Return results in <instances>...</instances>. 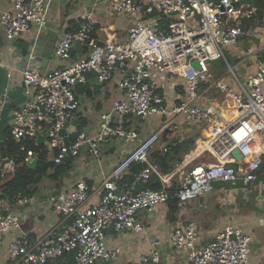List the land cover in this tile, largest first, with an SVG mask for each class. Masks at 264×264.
Masks as SVG:
<instances>
[{"label": "built area", "instance_id": "1", "mask_svg": "<svg viewBox=\"0 0 264 264\" xmlns=\"http://www.w3.org/2000/svg\"><path fill=\"white\" fill-rule=\"evenodd\" d=\"M97 1H107L114 13L134 19L127 42H99L94 37L99 18L94 7L84 3L78 28L67 31L55 49L57 57L68 64L44 73L36 67L22 70V83L30 98L14 111L10 133L20 144L23 156L0 154V193L20 165L37 157L24 144L36 140V131L47 130L56 164L75 159L82 150L99 157L101 145L111 140L135 147L103 176L97 189L92 190L80 179L70 191L53 196L55 208L63 217L62 227L33 241H28V235L12 239L7 246L8 264H48L66 253H74L77 264L117 261L122 248L107 246V232L125 235L144 231L138 214L169 202L167 189L173 177L180 205L214 191L217 183L235 190L241 184L264 182V44H251L245 53L243 62H250L245 82L229 64L235 84L222 80L211 97L206 96L207 89L202 90L205 82L215 78L211 62L228 63L226 52L239 43L249 27L243 21L257 17L254 0ZM48 12V0H12L10 9H0V26L8 40L33 29L40 33L47 26ZM75 46L87 49L88 55L74 61ZM30 58H34L33 53ZM154 71L180 76L184 99L168 102ZM90 73L99 83L112 81L120 73L118 84L124 98L101 114L96 133L77 129L75 137L70 138L62 131L80 107L75 88L86 83ZM223 93L228 96L226 100L221 99ZM132 118L144 123L158 120L159 127L138 140L137 129L128 126ZM191 123L204 124L207 134L195 152L180 163L177 173H161L151 153L156 147L167 153L180 126ZM235 149L241 160L233 155ZM206 154L209 161L190 166L195 158ZM134 164H144V168L131 182H125ZM153 174L163 188H139ZM28 200L18 195L19 203L27 204ZM21 225L19 216L7 211L0 198V248L5 236L14 229L21 230ZM198 230V224L191 221L172 231V245L186 254L185 264H253L252 238L240 227L225 226L205 246L197 243ZM136 261L164 264L160 241L139 253Z\"/></svg>", "mask_w": 264, "mask_h": 264}, {"label": "crops", "instance_id": "2", "mask_svg": "<svg viewBox=\"0 0 264 264\" xmlns=\"http://www.w3.org/2000/svg\"><path fill=\"white\" fill-rule=\"evenodd\" d=\"M48 2L47 26L40 33L33 29L14 40H8L0 26V154L11 135L9 132L14 111L30 98L22 83V70L25 67H36L44 73L68 64L57 57L55 49L58 41L67 31L78 28L79 13L84 3L91 4L99 18L100 22L94 31V37L101 43L109 39L119 43L127 42L129 30L134 24L133 18L114 13L107 1L48 0ZM11 5L12 0H0L2 10L10 9ZM254 37L255 39L245 34L239 43L228 51L231 59H240L232 66L236 69L235 73L239 79L240 76L245 79L250 66V62H243V57L248 50L247 43L264 44V26L254 30ZM32 53L34 58H30ZM87 55V49L75 46L72 59L75 61ZM213 62L210 68L215 78L212 82L207 81L202 85V90L207 89L205 92L207 91L206 96L208 97L217 92V85L222 80L229 85L235 84L230 71L215 69ZM217 72H219L218 76L215 74ZM154 75L160 80V91L168 102L184 99L185 91L180 76L158 71H154ZM119 78L120 73H117L112 81L99 83L96 75L90 73L86 83L76 86L75 92L80 100V107L75 116L79 119L78 130L81 122H85L84 131L89 134L98 131L101 114L110 110L115 101L124 98V92L118 84ZM227 97L223 93L221 99L226 100ZM159 123L158 120L144 123L132 118L128 126L137 129L138 140H141L149 132L157 129ZM206 134L204 124L191 123L180 126L179 134L175 139L182 142L195 138L196 145H187L189 151L175 162L174 170L168 174L177 173L180 163L185 162L186 157L195 152L198 143ZM45 147L48 149L50 159H53L51 149ZM134 147L135 144L111 140L101 145L99 157L90 155L87 150H82L80 156L71 161V169L62 178L58 181L45 178L32 194L21 196L29 199L27 204L19 203L18 195H12L3 190L0 198L4 200L6 210L18 215L22 225L21 230L14 229L5 236L4 245L0 248V264H8L7 246L12 239L28 235V241H33L46 235L53 228L62 227L63 217L52 201L57 191H70L80 179L85 180L92 190L97 189L103 176L107 175L116 162ZM209 160L210 156L206 154L195 158L190 166ZM174 179L175 177L171 179L169 186H172ZM214 189L183 205L179 204L175 213L170 212L168 203L152 211L140 212L138 219L145 228L140 233L130 232L119 235L109 230L106 234L107 246L122 248L120 258L111 264H137V255L149 249L156 240L160 241L161 259L164 264H185L186 254L174 249L171 234L175 227L191 221H195L199 226L197 233L199 246L210 243L216 233L229 224L240 227L252 238L251 260L253 264H264V182L252 185L241 184L235 190H231L228 184H219L214 186ZM105 262L104 260L103 264Z\"/></svg>", "mask_w": 264, "mask_h": 264}, {"label": "trees", "instance_id": "3", "mask_svg": "<svg viewBox=\"0 0 264 264\" xmlns=\"http://www.w3.org/2000/svg\"><path fill=\"white\" fill-rule=\"evenodd\" d=\"M254 3L258 9L257 17H252L243 21L244 26L249 25L248 28L252 30H256L257 27L264 26V0H254ZM252 37L255 39L254 35ZM228 56L229 55L226 54L227 62L230 63V58ZM239 60V58L232 59V65L233 63H235L236 61L238 62ZM217 61H222L223 65L226 64L224 60ZM215 74L216 76H218L219 72ZM79 128H85V122H81ZM75 135L76 134H72L70 137L74 138ZM24 144L26 146V149H32L36 152V156L38 157V163L34 167H31L28 163H26L24 165H20L17 168L15 175L4 186V190L9 194H20V196H29L37 189L40 184L43 183V180L45 178H48L52 181H58L71 169V161L74 160V158L56 164L53 159H50L48 149L45 147V145L38 144L36 140H28ZM187 145L195 146V139H186L182 142L175 139L170 143V148L167 153H164L162 150L159 149V147H156L150 155L151 160L159 165L161 173L168 174L174 170L175 162L177 160H180L182 155L189 151V147ZM5 152L10 154H18V156L20 157L23 156V152L20 151V144L16 143L11 135L6 141L5 148L1 151V153ZM143 168L144 164L132 165L130 171L124 177V181L131 182L133 180L134 175L139 173ZM261 173L264 177V162L262 163ZM173 181L174 183L167 190L171 195V199L168 202L169 207L171 209L170 212L175 213V211L179 207V200L176 197L178 185L175 179ZM219 184L221 183H217L214 186H218ZM163 186L164 185L162 184L161 180L155 174H153L151 178L146 182L139 184V188L141 189L148 188L158 190L163 188ZM48 264L77 263L75 261L74 253H66L63 256L55 259L54 261H50Z\"/></svg>", "mask_w": 264, "mask_h": 264}, {"label": "water", "instance_id": "4", "mask_svg": "<svg viewBox=\"0 0 264 264\" xmlns=\"http://www.w3.org/2000/svg\"><path fill=\"white\" fill-rule=\"evenodd\" d=\"M79 126V119L78 118H73L71 120V123L69 124V126L65 129H63L62 133L64 135H71V134H74L76 133V130ZM36 141L38 144L40 145H45L47 146L49 149H51L50 147V143L48 142L47 140V130L44 129V130H41V131H36ZM233 155L238 159V160H241L242 159V155L240 154L239 150L238 149H235L233 151ZM38 163V157H34L33 160L29 163V165L31 167H34L36 164ZM60 193V191H57L54 195H58ZM53 195V196H54ZM113 262L111 261H106L105 264H111ZM95 264H103V261L102 260H98Z\"/></svg>", "mask_w": 264, "mask_h": 264}, {"label": "rangeland", "instance_id": "5", "mask_svg": "<svg viewBox=\"0 0 264 264\" xmlns=\"http://www.w3.org/2000/svg\"><path fill=\"white\" fill-rule=\"evenodd\" d=\"M246 34H248V35H250V36H253L254 35V30H252V29H250V28H248V30L246 29ZM247 43V42H246ZM251 44L252 43H247V47L249 48V46H251ZM226 54L227 55H229V52L227 51L226 52ZM229 58H230V63H226L225 65H223L222 64V61H216V62H213V65H214V68L215 69H217V70H219V71H229L230 69H229V64L231 65V66H233L234 64H236L237 63V61L235 62V63H233V65H232V59H231V57L230 56H228ZM230 74H232L231 72H230ZM231 78H233L234 79V77H233V74H232V77ZM240 79L243 81V82H245V79H244V77L243 76H240ZM204 127V126H203ZM190 139V138H189ZM191 139H195V138H191ZM209 155V154H208ZM190 167H188L187 169H189Z\"/></svg>", "mask_w": 264, "mask_h": 264}]
</instances>
